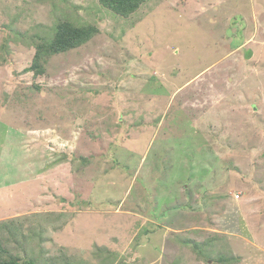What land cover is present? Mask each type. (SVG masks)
<instances>
[{
    "label": "rangeland",
    "instance_id": "rangeland-1",
    "mask_svg": "<svg viewBox=\"0 0 264 264\" xmlns=\"http://www.w3.org/2000/svg\"><path fill=\"white\" fill-rule=\"evenodd\" d=\"M61 20L98 33L38 75ZM0 240L22 264H264V0H0Z\"/></svg>",
    "mask_w": 264,
    "mask_h": 264
},
{
    "label": "trees",
    "instance_id": "trees-1",
    "mask_svg": "<svg viewBox=\"0 0 264 264\" xmlns=\"http://www.w3.org/2000/svg\"><path fill=\"white\" fill-rule=\"evenodd\" d=\"M106 8L114 13L128 17L136 12L145 0H99ZM98 33V28L94 24L76 25L70 20H61L57 23L54 37L50 40H41L36 45V53L30 70L38 75L45 73V63L52 55L69 51L82 46ZM223 256L212 264H222L227 261ZM33 264L34 262H25ZM0 264H22L18 256L13 255L0 240ZM63 264H71L63 262ZM224 264V263H223Z\"/></svg>",
    "mask_w": 264,
    "mask_h": 264
},
{
    "label": "water",
    "instance_id": "water-1",
    "mask_svg": "<svg viewBox=\"0 0 264 264\" xmlns=\"http://www.w3.org/2000/svg\"><path fill=\"white\" fill-rule=\"evenodd\" d=\"M20 261H22V260H20Z\"/></svg>",
    "mask_w": 264,
    "mask_h": 264
}]
</instances>
